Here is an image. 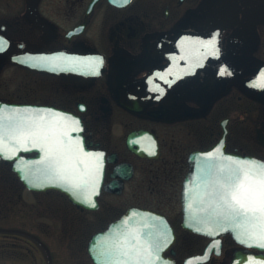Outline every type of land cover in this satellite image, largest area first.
<instances>
[{
    "label": "flooded vegetation",
    "instance_id": "obj_1",
    "mask_svg": "<svg viewBox=\"0 0 264 264\" xmlns=\"http://www.w3.org/2000/svg\"><path fill=\"white\" fill-rule=\"evenodd\" d=\"M0 38V107L65 110L79 122L65 126L73 140L103 154L88 161L99 167L95 196L88 179L79 201L60 188H29L14 159L0 158L1 203L36 198L39 216L54 220L62 200L73 215L92 216L80 230L89 240L142 208L163 221L158 235L175 237L159 247L162 264H264V250L230 234L187 228L182 198L198 151L221 143L264 159V0H0ZM64 57L73 69L39 67ZM11 75H20L17 88ZM34 148L19 153L37 157L39 185ZM0 232L32 239L53 264L40 235L4 224ZM86 250L78 264H95Z\"/></svg>",
    "mask_w": 264,
    "mask_h": 264
},
{
    "label": "snow or ice",
    "instance_id": "obj_2",
    "mask_svg": "<svg viewBox=\"0 0 264 264\" xmlns=\"http://www.w3.org/2000/svg\"><path fill=\"white\" fill-rule=\"evenodd\" d=\"M124 2L127 3V0ZM4 43L0 38V50ZM12 111L14 115L7 123L0 118V154L4 152L6 139L15 141L24 150L31 143L32 147L45 152V160L41 162H46L49 170L59 179L76 188L91 179L88 161L103 154L84 152L83 147L58 123L72 118L51 113V110H46L51 113L50 120L45 119V112L23 115L19 114V110ZM73 123L78 125L79 122L73 120ZM207 155L211 158L213 154ZM204 171L206 199L202 203L207 204L208 214L242 229L247 239L258 241L259 246L264 248V162L226 157L223 161H212ZM76 177L81 183L75 182ZM124 223L127 224L128 220ZM151 235V232L146 233L142 239L139 232H128L123 241L118 238L114 242L111 250H99L101 264H157L161 249L149 239Z\"/></svg>",
    "mask_w": 264,
    "mask_h": 264
},
{
    "label": "rangeland",
    "instance_id": "obj_3",
    "mask_svg": "<svg viewBox=\"0 0 264 264\" xmlns=\"http://www.w3.org/2000/svg\"><path fill=\"white\" fill-rule=\"evenodd\" d=\"M11 76L10 88H17L20 75ZM23 191L19 193L25 194ZM39 210L36 198H11L10 203L0 202V224L28 229L40 235L52 246L50 250L53 264H78L81 260L86 261L89 235H83L80 230L85 229V224L91 222L92 216L79 210L73 215L69 204L62 200L58 202L54 220L46 216L40 217ZM44 214L50 216L47 210ZM0 264H47V255L28 237L0 232Z\"/></svg>",
    "mask_w": 264,
    "mask_h": 264
},
{
    "label": "water",
    "instance_id": "obj_4",
    "mask_svg": "<svg viewBox=\"0 0 264 264\" xmlns=\"http://www.w3.org/2000/svg\"><path fill=\"white\" fill-rule=\"evenodd\" d=\"M66 69V68H64ZM208 153H212V157H208ZM0 156L6 157L5 153L0 154ZM16 155H13V157ZM11 157V156H10ZM19 157V156H18ZM199 159L197 164H194L192 160V167L186 176L185 180V195L183 198V206H184V223L188 228L197 230L201 233L208 234L210 236H220L222 234L230 233L233 238L242 244L257 247L260 249H264L259 246V242L256 240L247 239V237L243 234L242 229L235 228L231 225L230 222L221 220L219 218L213 217L208 214L206 211L207 204L202 203L205 201V190H204V181L206 179V168L209 163L214 160L223 161L226 157H234L239 158L241 160H255L264 162L259 158L250 155H239L234 153L226 152L222 147L215 146L203 151L198 155ZM35 158L28 159L25 164H21L20 161H17L16 170L21 175H26V179L28 180V185L32 188H37L33 181H30L29 177H34L35 171ZM43 187H59L65 189L62 185L56 183H43ZM68 191V190H67ZM71 195L74 193L69 192ZM76 201L78 198H74ZM131 217V219H129ZM128 220V222L138 223L134 228L142 229H161V222L153 219L149 212L142 210H131L126 213L119 221L113 223L108 230L101 232L99 234L94 235L91 238L89 243V251L91 256L93 257L96 264H101V257L99 255V250H111V247L114 242L119 238L123 241L126 235H118L120 229H123L124 221ZM149 224V225H148ZM130 228V227H128ZM141 238H145V234H140ZM156 245H163L167 243L168 237L152 234L149 238ZM171 240L173 238H170ZM174 240H172L173 242ZM243 241V242H242ZM106 246V247H105ZM252 260H259L258 258H252Z\"/></svg>",
    "mask_w": 264,
    "mask_h": 264
}]
</instances>
